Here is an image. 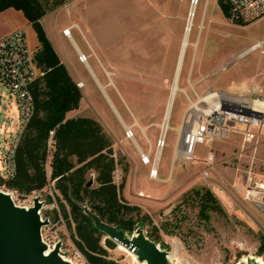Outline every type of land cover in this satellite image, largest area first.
Here are the masks:
<instances>
[{
    "label": "rangeland",
    "instance_id": "374dc122",
    "mask_svg": "<svg viewBox=\"0 0 264 264\" xmlns=\"http://www.w3.org/2000/svg\"><path fill=\"white\" fill-rule=\"evenodd\" d=\"M38 1L45 9V14L39 19L46 31L45 33L59 37V39L62 37L72 59H76V54L69 40L61 32L66 26L75 23L78 28L72 27L70 29L71 38L83 53L89 54L90 48L83 39L82 32L89 36L91 44H94L99 52L103 50L104 53L113 57L118 55V57L123 58L125 55L130 65L134 62L137 66L145 67L149 62L157 61L154 66L158 68V73L163 75L164 72L168 74V71L166 72L168 67L174 68L175 62L177 63L176 58L178 59L177 54L179 55L183 38L182 32L184 33L192 2V0ZM206 3L207 0H196L193 9V21L188 33L189 44L186 46L182 57V67L177 79L178 89L168 120L171 126H180V115L182 118V114L188 106L182 90L194 98L187 82L188 69L192 61L194 62V69L191 74L192 82L197 80L201 74L212 69L216 70L195 85L194 89L198 94H203L212 87L218 91L249 96L250 92L248 91L243 93L242 90L240 92L230 87L232 83L246 82L257 89L253 90V97L261 95L264 98V51H262L264 50V20L260 19L261 21L251 24H243L225 17L228 25L232 28L229 30H235L231 32L246 35L249 38L243 39L240 35L234 36L231 33H223L220 35L221 45L218 47L216 36L218 33L207 27L208 17L213 13L212 0L207 6V16L204 21L205 24H203ZM25 19L22 11L14 8L3 12L0 14V35L6 32L10 33L18 29L16 27H19L20 24H23L29 45L32 48L38 47L39 43L35 30L31 24H26ZM202 25H204L203 28ZM198 32H201V37L196 49L194 42H196L195 38ZM165 34L173 35L174 40L171 41L173 43L172 55L170 52L165 55V48L168 47L170 41L162 40L163 49L158 56L156 55L159 48L158 42ZM177 35L178 38H176ZM256 40L261 42L256 50L247 52L241 57H234ZM87 61L96 70L94 65L98 64L92 54L88 56ZM170 61L171 65L169 64ZM202 64L203 68L200 71ZM78 68L80 73L86 77L87 73L83 65L80 64ZM173 76H168L166 80L160 81V85H155L154 88L150 89L153 91L154 98H159L160 102L152 107V110L159 114L165 111ZM139 83L143 84L142 82ZM107 92L112 94L114 90L112 87H108ZM145 92L148 93V89ZM0 95V124L2 123L6 128V130L3 128L0 131V139H2L3 136L9 137L14 132L17 110L13 99L9 98L8 93L1 86ZM93 95L97 100L98 108L114 125L116 119L102 94L97 90L93 92ZM83 113L96 118V121L101 123L100 115L95 107L84 106ZM123 116L127 121L126 115L123 114ZM102 128L104 130L103 126ZM147 132L148 134L151 133L152 128ZM177 135L176 130H166V144L160 161V176L166 175L168 168L170 169V155ZM109 138L111 145L114 144L111 147L116 153V166L121 171V178L117 180L116 185L123 181V188L120 193L121 201L135 207L128 212L127 217H132L135 221L134 230L140 227L148 238L167 251V254L170 255L168 263L256 264L249 258L250 256H260L264 259V249L259 250L261 236L264 237V215L243 201L231 186V183L239 177L241 173L239 171L247 168L251 160H253L255 179L264 181V141L259 142L256 151L246 150L242 155L238 153L241 144L239 137L232 135L226 140L215 141L212 145L215 164L207 179L200 177L201 163L198 160L178 158L172 165L171 175L167 181L161 182L146 178L144 182L139 177H128L129 159H131L130 156L134 149L133 144L123 139L122 136L115 142L110 136ZM136 139L143 148L147 146L139 131L136 133ZM151 141L154 142V137H151ZM7 143H2L1 148L3 149ZM152 148L155 150L154 144ZM206 151V147L198 146L196 156L203 157ZM48 159L51 161V151L46 161ZM91 171L92 169L88 171L86 176L87 179L92 177L91 186L93 187L96 182ZM2 188L12 191L5 187ZM206 190L211 193L214 201H203L202 196ZM50 191L52 194H49ZM140 191L150 197L138 196L137 192ZM34 194L40 195V199L43 201V206L40 209L41 217L49 221L41 228L44 238L49 242L60 240L62 256L78 264H90L72 241L71 234H74V223L71 221V228L66 226L55 199L56 195L61 201L63 200L58 191L54 189L53 182H49L41 190L29 195L23 196L13 192L12 196L16 204L28 205L31 204ZM48 196L51 197V202L48 201ZM63 203L65 202L63 201ZM65 206L68 210L69 207L66 203ZM76 250L81 253V256L76 254ZM101 257L104 261L100 264H136L126 252L117 249H106V254ZM243 258H248V260L242 261Z\"/></svg>",
    "mask_w": 264,
    "mask_h": 264
},
{
    "label": "trees",
    "instance_id": "16d2710c",
    "mask_svg": "<svg viewBox=\"0 0 264 264\" xmlns=\"http://www.w3.org/2000/svg\"><path fill=\"white\" fill-rule=\"evenodd\" d=\"M218 4L227 17V0H218ZM9 7L22 11L35 30L39 43L35 59L43 74L34 82L33 113L15 149V174L7 179L0 177V185L24 196L53 181L54 189L69 207L67 210L56 195L66 226L71 228V221L74 223L73 243L90 264H100L104 261L101 256L106 254L100 243L102 233L93 226L82 206L125 232L134 230L135 221L127 214L135 207L121 201L123 181L119 185L113 181L117 161L111 155V140L101 124L89 117L66 118V112L78 107L81 91L58 58L39 20L45 14L42 4L38 0H0V11ZM50 151L51 172L47 177L45 161ZM91 169L96 173L93 187L86 185V175ZM202 198L204 202L214 201L208 190ZM262 249L263 236L259 246Z\"/></svg>",
    "mask_w": 264,
    "mask_h": 264
},
{
    "label": "built area",
    "instance_id": "2783aa9c",
    "mask_svg": "<svg viewBox=\"0 0 264 264\" xmlns=\"http://www.w3.org/2000/svg\"><path fill=\"white\" fill-rule=\"evenodd\" d=\"M227 4L229 13L227 18L231 21L251 24L264 18V0H227ZM72 27L78 28L76 24L72 23L62 30V34L68 39H71L70 29ZM36 51L37 47L32 48L29 45L25 27L15 29L0 38V86L8 93L9 98L13 99L17 110L14 132L9 137L3 136L0 139V177L3 179L11 178L15 174V149L33 113V85L36 79L43 74L35 59ZM88 56V54L77 51V58L82 63L87 62ZM187 82L194 98L182 90L188 106L182 114L180 126L176 128L178 135L175 141L174 155L179 159L198 160L201 163L200 177L207 179L215 164V155L212 149L215 141L226 140L232 135L239 137L241 142L239 155H242L246 150L256 151L259 142L264 141V98L261 95L253 97L252 90L249 96H244L208 88L204 93H209V96L204 99V93L198 94L189 80ZM76 85L81 87L82 82H78ZM242 99L246 101H241ZM3 128L6 130L1 123L0 131ZM137 131L141 133L147 145L146 151L137 146L135 141ZM123 134L124 138L131 141L136 147L141 162L150 165L149 177L158 179L156 157L164 146V136L160 145L159 137L157 138L156 149L151 159V143L144 128H141L133 120L130 124L123 125ZM6 142H8L7 145L2 149V143ZM248 145L251 146L247 147ZM198 146L207 148L203 157L196 156ZM111 155L116 159L115 151H112ZM117 167L112 173L115 181L121 178V172ZM239 172H241L239 177L231 183L233 190L243 201L264 215V181L255 179L253 160L249 162L247 168ZM2 187L4 186L1 185L0 189L4 190ZM9 192L12 195L14 191ZM49 194H52V191ZM137 194L140 196V192ZM41 237L47 245L53 246L56 243L45 239L42 231ZM76 254L81 256L78 250H76Z\"/></svg>",
    "mask_w": 264,
    "mask_h": 264
},
{
    "label": "crops",
    "instance_id": "0c3cea01",
    "mask_svg": "<svg viewBox=\"0 0 264 264\" xmlns=\"http://www.w3.org/2000/svg\"><path fill=\"white\" fill-rule=\"evenodd\" d=\"M211 0H207L206 3V9L204 12V17H203V24L206 16H207V6L209 5ZM8 9H12L11 7L6 8L2 11H0V14H2L3 12L7 11ZM212 9H213V13L208 17V28L210 30L215 31L216 36H217V45L218 47H220L221 43H220V35L221 34H233L235 35H240L243 39H247L249 38L246 35H242V34H236L234 32L231 31H235V30H229L232 29L230 28V26L228 25L225 16L223 15L220 6L218 4V0H212ZM20 11V10H19ZM187 20V19H186ZM261 20H264L261 19ZM259 20V21H261ZM26 24H30V22L28 20H26ZM193 21V20H192ZM21 27H25L23 24H20L19 27L16 28H21ZM204 27V25H202V28ZM185 30V28H184ZM10 32V31H9ZM46 32V31H45ZM8 32L0 35V38L5 36ZM62 33V32H61ZM36 35V34H35ZM51 45L53 46L58 58L60 59L61 63H63V65L66 67L69 75L71 76L72 80L77 84L78 82H82V86L79 87L80 91H81V98L79 100V104L78 107L76 109L70 110L68 112H66V118H73V117H89L87 116L85 113H83V108L84 106H93L95 107V109L97 110V112L100 115V119H101V123L102 126L104 127V130L107 132V134L112 138V140L115 142L117 139H119V137H123L124 138V134H123V125H127L130 124L133 120H136L138 125L141 128H144V132L146 134V136L148 137L150 143H151V148H150V158L152 159L154 156V152L155 150H153L154 148H152V145L156 143L157 138L159 137V139L164 136V146L162 147V149L159 151V153H157V157H156V162H157V176L158 179H152L149 177V168L150 165L149 164H143L140 160L138 151L136 149V147L134 146L133 149V153L131 154V159H129V175L128 177H139V179L146 180V178H149L151 180L154 181H161V182H165L170 178L171 175V168L173 163L178 159L175 155H174V148L171 152L170 155V162H169V166L170 169L168 168V176L166 175H159V169H160V161H161V155H162V151L163 148L165 147L166 141H165V133L167 129H173L176 130V128L178 127V125L176 126H171L168 122V120L170 119V114H171V109L173 106V102H174V97L176 94H174L172 103L170 104V109L168 111V114H166V108L164 113L162 112V114H159L158 112L152 110V107H154L153 105H155L156 103H159V98L155 99L153 91L150 90L152 88L155 87V85H160V81H164L167 79V77H172V75H174V71H175V67H176V62L173 67H168L166 69V72L168 71V74L164 72V75L161 73H158V68L155 67L154 65L157 64V61H152L149 62L145 67L143 66H137L134 64V62H132L133 64L130 65L129 61H127V59L125 58V55L122 57H118V55L116 57L110 56L108 53H104V51L102 50L101 52H99L98 50H96L94 44L92 45L90 40H89V36H87L85 33L82 32V37L85 40V42L87 43V45L90 48V53L88 55H91L95 57L97 64L98 65H94V67L96 68V70H94V68L90 65V63L87 61L86 63H82L78 60L77 58V51H81L83 52L79 46L77 45V43L71 38L68 39L75 54H76V59H72L70 57V54L68 53L67 50V45L64 41V39H59V37L56 36H50L48 33H46ZM183 35V32H182ZM181 35V37H182ZM64 36V35H63ZM173 35L168 36V34H165L164 36H162L159 39L158 42V52L156 55L160 56L161 52H162V40H168L170 41L168 47L166 46V52L165 55L169 54L172 55L171 51L173 49V43L171 42L172 40H174V38L172 37ZM201 37V32L196 35V48L199 45V40ZM66 38V37H65ZM178 38V35L177 37ZM175 38V39H176ZM260 42V40H256L253 41L251 44H249L247 47H245L243 50H241L239 53H237L234 57H240V54H246L247 52H252L255 49H252L251 47L257 43ZM180 47V45H179ZM179 47H178V51H179ZM38 48V47H37ZM264 51V50H262ZM242 54V55H243ZM178 56V54H177ZM193 59V58H192ZM177 60V58H176ZM193 62V61H192ZM190 63L189 69H188V80L189 83L193 86V88L195 87L196 84H198L199 82H201L202 80H204L207 76L213 74L216 70L212 69L209 72H206L205 74H201V76L195 80L194 82H192L191 80V74L193 72L194 69V62ZM82 64L83 67L86 70V77L80 73L78 66ZM153 64V67L150 68V66ZM171 65V61L169 63ZM148 65H150L148 67ZM182 67V60H181V66L180 69ZM203 68V64L200 67V71ZM199 71V72H200ZM106 72H109L110 74L107 75ZM180 74V72H179ZM179 77V75H178ZM178 77L176 76V85H177V79ZM174 79V76H173ZM127 80V81H126ZM139 82H142L143 84H140ZM100 85L104 88V91L106 93V97L103 95L101 89H100ZM108 87H112L114 90V93L112 92V94L107 92V88ZM171 87V86H170ZM211 87V86H209ZM230 87L234 90H242L243 93L251 92V90H255L256 88H253L252 85L247 84L246 82H242L241 84H236V83H232L230 85ZM212 88V87H211ZM146 89H148V93H146ZM99 91L102 96L104 97L108 107L110 108L114 118L116 119V122L113 124H111L108 119L104 116V114L102 113V111L98 108V104H97V100L95 99L93 92ZM145 90V91H144ZM257 90V89H256ZM240 91V92H242ZM176 93V92H175ZM167 106V105H166ZM124 115H126V118L128 119L126 121V119L124 118ZM92 118L94 120H96V118L94 117H89ZM162 118H163V122H162ZM181 120V115H180V119ZM162 124H161V122ZM166 121L167 123V127L163 128V124ZM161 124V125H160ZM179 124V123H178ZM152 128V132L148 134L147 131H149V129ZM151 137H154V142L151 141ZM126 141H129L127 139H125ZM135 141L137 143V146L139 148H141L143 151L147 150V146L146 147H142L139 143V141L135 138ZM176 141V138H175ZM131 143V141H129ZM112 147L114 146V144L111 145ZM175 147V144H174ZM156 149V147H155ZM158 152V150H157ZM119 169V167H117ZM120 170V169H119ZM45 171H46V176L49 177L50 172H51V167H50V160L48 159L46 161V165H45ZM93 176H96V173L92 170L91 171ZM121 172V171H120ZM164 172V171H163ZM164 176V177H163ZM128 178V180H129ZM115 183L117 181L113 180ZM128 182V181H127ZM140 193H142V197H150L148 194H144L142 191H140Z\"/></svg>",
    "mask_w": 264,
    "mask_h": 264
},
{
    "label": "water",
    "instance_id": "95a60500",
    "mask_svg": "<svg viewBox=\"0 0 264 264\" xmlns=\"http://www.w3.org/2000/svg\"><path fill=\"white\" fill-rule=\"evenodd\" d=\"M91 184L92 177L86 182L87 186ZM42 206L39 195L32 197L31 205L24 206L16 204L9 191L0 189V264H74L62 257L60 240L47 252L41 228L49 221L40 215ZM82 209L93 226L103 234L101 242L106 249L123 245L141 262L168 264L167 251L148 238L140 227L127 233L101 220L86 205Z\"/></svg>",
    "mask_w": 264,
    "mask_h": 264
},
{
    "label": "bare ground",
    "instance_id": "6f19581e",
    "mask_svg": "<svg viewBox=\"0 0 264 264\" xmlns=\"http://www.w3.org/2000/svg\"><path fill=\"white\" fill-rule=\"evenodd\" d=\"M194 1L196 2V0H192L190 8H189V11H188V15H187V20H186L185 30H184V33H183L182 43H181V47H180V51H179V55H178V59H177L176 67H175V71H174V79H173V83L171 84V87H170V94H169V98H168V102H167V106H166V114H168V111L170 109V104L172 103L174 94H175V92L178 89V87L176 85V76L178 77V75H179L180 66H181V60H182L185 48L189 44L188 33H189V27L192 25V19H193L192 16H193V11H194L193 9L195 7V2ZM76 26H77V24H76ZM260 45H261V42H257L251 48L255 49V48L259 47ZM242 54L243 53L240 54V57L244 55V54L243 55ZM106 74L109 75L110 73L106 72ZM100 89H101L103 95L106 97L107 95H106V93L104 91V88L101 85H100ZM208 96H209V93H204V97H205L204 99H206ZM241 101H246V100L242 99ZM166 127H167V123L165 121L164 124H163V128H166ZM162 140H163V138L161 137L159 139V142H158L159 145H160V143H162ZM139 195L142 196V193H140ZM47 246H48L47 252H49L52 249L53 246L51 244H49ZM116 249L126 252L136 264H143L144 263V262L139 261L137 259L136 255L134 253H130L123 245H118V247ZM62 257L64 259L74 263V264H78V263L72 261L69 258H66L64 256H62ZM249 258L252 259L256 264H264V259L261 258L260 256H255V257L250 256ZM168 259H170V255H168ZM246 260H248V258H243L242 259V261H246ZM168 264H170V263H168Z\"/></svg>",
    "mask_w": 264,
    "mask_h": 264
}]
</instances>
